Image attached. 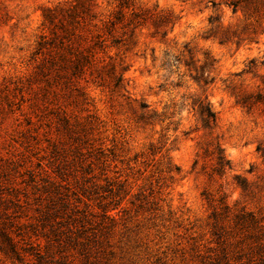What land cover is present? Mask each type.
Segmentation results:
<instances>
[{
	"label": "rangeland",
	"instance_id": "obj_1",
	"mask_svg": "<svg viewBox=\"0 0 264 264\" xmlns=\"http://www.w3.org/2000/svg\"><path fill=\"white\" fill-rule=\"evenodd\" d=\"M95 1L100 15L115 3ZM133 1L172 12L174 24L167 33L172 73L160 65L165 47L144 28L135 46L121 50L127 69L122 88L110 93L92 83L85 87L88 112L101 121L100 137L111 148L104 151L108 173L118 176L127 192L114 235L118 240L124 232L123 257L116 262L195 264L191 237L198 236L199 242L208 237L206 191L218 195L220 189L227 201L240 204L245 199L236 181L246 179L257 186L254 190L263 183L253 201H245L251 209L264 205V105L251 101L264 77V14L255 33L248 34L242 31L244 11L230 4L234 0ZM76 2L0 0V192L5 196L13 183L31 197L29 171L40 175L41 166L48 169L46 139L55 134V118L48 111L57 100L49 96L45 108L44 99L37 97L33 112L26 113L27 78L36 62V41L47 34L42 11ZM206 62L212 67L209 75L204 74V82L193 81L191 76L208 69ZM53 88L58 92V84ZM57 103L82 115L79 106L62 96ZM205 105L215 112V120L200 113ZM215 143L231 168L209 181L204 171L212 161L201 152ZM168 162L178 170L168 172ZM4 204L0 202V221L6 220ZM0 264L23 263L0 251Z\"/></svg>",
	"mask_w": 264,
	"mask_h": 264
},
{
	"label": "trees",
	"instance_id": "obj_2",
	"mask_svg": "<svg viewBox=\"0 0 264 264\" xmlns=\"http://www.w3.org/2000/svg\"><path fill=\"white\" fill-rule=\"evenodd\" d=\"M230 4L244 11L242 31L255 33L264 14V0H234ZM95 5V0H78L42 11L47 34H40L35 44L36 62L27 78L26 113L33 112L37 97L44 99L45 108L50 104L46 101L49 96L57 100L48 111L55 118V134L46 139L50 146L48 169L41 166L40 175L29 171L31 197L13 183L12 192L6 196L0 192V202L6 203L1 213L6 220L0 221V251L23 264H117L116 260L123 257L124 232L118 240L114 235L127 192L118 176L108 173L104 151L111 148L100 137L101 121L88 112L85 87L92 83L110 93L122 88L127 69L121 50L135 46L144 28L150 38L165 47L160 65H165L171 76L167 33L174 17L170 10L140 6L133 0H115L104 15L95 12ZM177 55L171 54L175 62H179ZM205 64L208 69L191 76L193 81L204 82V74L209 75L211 64ZM57 84L55 92L53 86ZM60 96L74 108L79 106L82 115L57 103ZM251 97L253 104L264 105V77ZM199 111L210 120L216 118L209 105ZM260 155L264 158V149ZM201 156L212 161L204 171L209 181L231 168L217 143L211 149L204 148ZM196 163L197 157L192 166ZM167 168L168 172L178 170L170 162ZM236 186L242 198L251 202L263 183L254 190L256 185L241 179ZM219 191L218 195L206 191L208 237L201 242L195 240L198 236L191 237L195 264H264V205L251 209L245 200L231 203Z\"/></svg>",
	"mask_w": 264,
	"mask_h": 264
}]
</instances>
